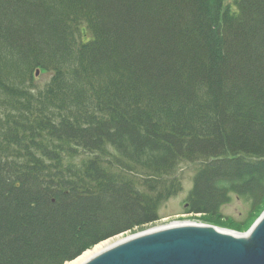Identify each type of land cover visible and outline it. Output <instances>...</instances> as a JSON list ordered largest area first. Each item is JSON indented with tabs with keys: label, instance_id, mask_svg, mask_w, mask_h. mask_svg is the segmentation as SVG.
<instances>
[{
	"label": "trees",
	"instance_id": "trees-1",
	"mask_svg": "<svg viewBox=\"0 0 264 264\" xmlns=\"http://www.w3.org/2000/svg\"><path fill=\"white\" fill-rule=\"evenodd\" d=\"M186 165L185 214L264 203V0H0V264L156 221Z\"/></svg>",
	"mask_w": 264,
	"mask_h": 264
},
{
	"label": "water",
	"instance_id": "water-1",
	"mask_svg": "<svg viewBox=\"0 0 264 264\" xmlns=\"http://www.w3.org/2000/svg\"><path fill=\"white\" fill-rule=\"evenodd\" d=\"M84 264H264V211L242 235L173 226L131 236Z\"/></svg>",
	"mask_w": 264,
	"mask_h": 264
},
{
	"label": "rangeland",
	"instance_id": "rangeland-1",
	"mask_svg": "<svg viewBox=\"0 0 264 264\" xmlns=\"http://www.w3.org/2000/svg\"><path fill=\"white\" fill-rule=\"evenodd\" d=\"M225 3L231 4L227 1ZM51 73L37 71L35 73V85L42 88L50 79ZM197 165L182 166L178 170L181 191L173 198L163 203L158 211V219L152 223L134 228L118 236L139 235L152 228L167 226L173 223L195 224L210 226L222 232L242 235L246 233L264 211V203L252 214H249L248 205L236 195H230L229 201L220 206L219 216L204 214H185L184 201L193 187V179L199 171ZM116 237V236H115ZM109 238V239H113ZM90 250V249H89Z\"/></svg>",
	"mask_w": 264,
	"mask_h": 264
},
{
	"label": "bare ground",
	"instance_id": "bare-ground-1",
	"mask_svg": "<svg viewBox=\"0 0 264 264\" xmlns=\"http://www.w3.org/2000/svg\"><path fill=\"white\" fill-rule=\"evenodd\" d=\"M180 225H182V224L173 223V224H170L167 226H159V227L144 231V234L151 232V231L160 230V229L173 227V226H180ZM132 236H135V235H132ZM128 238H130V236H127L126 238L124 236H121V237L116 236L113 239H107L105 241H102V242L98 243L97 245H95L94 247H92L90 250L84 251L81 255H79L78 257H76L75 259H73L70 262H66L65 264H84L85 262L92 259L94 256L98 255L99 253L104 252L105 250L115 246L118 243L123 242L125 239H128Z\"/></svg>",
	"mask_w": 264,
	"mask_h": 264
}]
</instances>
